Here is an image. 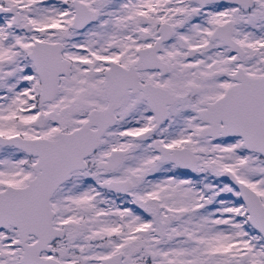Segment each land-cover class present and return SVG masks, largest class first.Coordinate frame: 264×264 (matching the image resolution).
I'll list each match as a JSON object with an SVG mask.
<instances>
[{"label": "snow or ice", "instance_id": "1", "mask_svg": "<svg viewBox=\"0 0 264 264\" xmlns=\"http://www.w3.org/2000/svg\"><path fill=\"white\" fill-rule=\"evenodd\" d=\"M0 264H264V0H0Z\"/></svg>", "mask_w": 264, "mask_h": 264}]
</instances>
